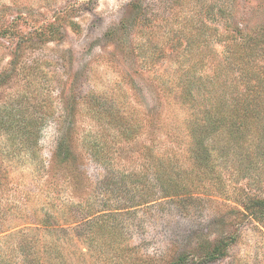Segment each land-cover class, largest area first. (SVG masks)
I'll return each mask as SVG.
<instances>
[{
    "label": "rangeland",
    "instance_id": "374dc122",
    "mask_svg": "<svg viewBox=\"0 0 264 264\" xmlns=\"http://www.w3.org/2000/svg\"><path fill=\"white\" fill-rule=\"evenodd\" d=\"M131 1L0 0V264H62L60 259L64 264H173L181 256L187 264H264V217L250 219L243 206L264 196L259 169L241 178L225 172L222 193L191 186L196 198L176 202L156 194L148 202L154 190L152 162L119 157L118 132L107 119L112 110L133 108L146 119L143 112L160 108L152 71L188 59L182 49L189 36L195 39L193 49L207 44L219 52L224 42L215 33L241 29L249 40L264 37V0H169L168 21L155 18L143 31L130 13ZM141 47L153 55L152 63L144 64L150 56H142ZM254 60L264 68L261 50ZM88 95L99 101V114L88 109ZM28 124L40 131L37 142L24 148L10 137ZM68 126L72 155L64 158L55 146ZM86 134L109 149L102 154L104 165L87 154ZM126 166L144 182L133 184L135 198L126 209L132 213L118 218L123 233L112 247H93V240L84 253H32L42 249L43 233L38 242L24 245L22 228L34 221L66 227L80 192L96 205L106 200V211L115 207L117 186L109 170ZM107 220L86 225L84 239L97 240L103 233L90 231ZM217 243L225 250L206 258L205 251Z\"/></svg>",
    "mask_w": 264,
    "mask_h": 264
},
{
    "label": "trees",
    "instance_id": "16d2710c",
    "mask_svg": "<svg viewBox=\"0 0 264 264\" xmlns=\"http://www.w3.org/2000/svg\"><path fill=\"white\" fill-rule=\"evenodd\" d=\"M169 4V0L131 1L130 13H133L138 30L149 27L155 18L167 22L171 14ZM203 26L205 23L201 22L199 28ZM125 27L124 20L120 23L118 35L123 34ZM215 36L216 40L224 42L220 52L207 44L204 49H193L191 43L195 39L189 36L186 49H182V56L187 54L188 59L169 63L162 71H152L151 79L160 90L162 102H159V109L154 106L143 112L146 119L135 108L130 113L112 110L107 115L108 122L118 132V147L115 150L118 156H144L148 162H152L149 183L154 189V198L148 194L151 198L148 202L155 201L156 194L176 202L193 199L197 197L192 196L196 193L194 189L199 187L204 191L214 188L222 193L227 178L225 172L228 178L236 174L237 178H241L253 169H259L264 174V68L259 69L254 60L260 50L264 53V37L258 35L249 40L241 29H231L223 34L218 32ZM145 53L141 47L140 54L149 55V52ZM149 56V60L144 59L147 60L144 64L154 60L153 55ZM132 85L134 88L133 82ZM87 103L93 106L88 109L99 114L97 99L88 95ZM30 126L28 124L13 130L10 137L12 142L18 138L24 148L36 143L40 127L35 130ZM69 127L61 130L55 146V150L62 151L64 158L72 155L67 145ZM84 137V146L91 160L104 165L102 154H107L109 149L105 144H99L91 134ZM139 138L143 141H138ZM135 143L139 145L129 146H135ZM132 171L130 166L122 168V171L117 167L109 170V175H113L110 178L117 186L114 190L117 192L114 195L117 202L115 207L106 211L102 207L106 200L99 201L102 206L96 205L90 203L89 197H82L84 193L80 192L77 195L79 199L74 203L76 209L71 211V219L66 227L49 220L34 221L30 223L32 226L22 228L24 245L38 242V233H43L41 236L44 238H40L42 249H32V253H84L82 248L87 250L93 240L96 241L93 247H112L114 241L117 243L118 235L123 233L118 218L132 213L126 209L135 198L133 184L144 182L140 174ZM250 201L243 205L246 216L254 220L264 217V196L251 198ZM124 205L127 206L122 207ZM103 218H107V222L94 227L97 230L92 228L90 231L103 234L97 240L91 237H88V241L84 239V227L92 226ZM51 235H54V239ZM59 238L66 239L67 246L63 247ZM224 250L223 244L217 243L205 251V257L213 258ZM60 260L58 262L65 263ZM186 260L187 257L181 256L173 264H187Z\"/></svg>",
    "mask_w": 264,
    "mask_h": 264
}]
</instances>
